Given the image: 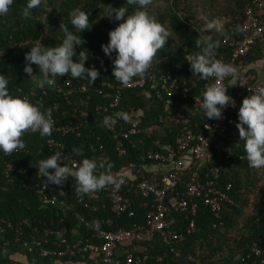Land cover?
<instances>
[{
    "label": "trees",
    "instance_id": "obj_1",
    "mask_svg": "<svg viewBox=\"0 0 264 264\" xmlns=\"http://www.w3.org/2000/svg\"><path fill=\"white\" fill-rule=\"evenodd\" d=\"M250 0H225L222 9L208 13L207 11L217 5L215 0H153L148 11L170 32V38L166 46L159 50L154 59V70L162 71L167 67L179 78L184 85L192 86L193 93H200L206 89L208 80H200L193 76L190 63L187 59L198 49L195 45L196 38L204 33L212 40L217 41L215 57H224L229 60L232 56L233 48L226 43L225 37L229 33V28L233 22L239 19L244 13L245 6ZM112 7H125L129 13L134 10V6L127 3V0H42L41 4L32 10L30 17L25 18L22 10L26 6V0H14L7 14L0 16V73L10 77L9 90L14 96H27L28 100L41 106V110L52 109L54 115L62 121L79 113L84 119V126L81 133H69L66 135L57 134L52 131L51 135L41 137L38 132H26L22 139L25 142L23 150L3 155L5 159H14L19 162L20 168L29 171L28 177L22 180V173H18L12 180H7L2 170H0V219L6 221L9 231L14 229L23 218L33 217V214L45 212L46 208H41L33 180L36 176L35 165L39 159L54 154L48 145V138L56 136L66 143V151L77 157L91 158L104 161L105 164L113 165L111 173L125 171L129 164L137 162L142 168L141 155L149 149H164L166 144H174L181 125L173 122L169 117V108L174 107L181 113H187L193 122L203 121L206 116H202V111L193 113L194 102L191 98L169 97L159 98L156 91L149 85L146 87H136L126 89L123 92L121 102L122 110L125 113L132 109L140 110L142 121L137 133H131L126 140L127 153L120 155L115 149V138L113 133L101 124V116L95 110L98 103L107 102L109 99L104 94L99 93L95 88L88 92L78 91L69 93L66 86L65 76L58 77L65 91H60L55 85H46L47 95L43 94L41 87L35 86L24 73V57L30 47L41 41L45 46H58L63 39V32L59 30L60 24H67L69 29L75 32L70 23L69 13L75 8H81L89 12L91 27L81 33L83 44L76 48L77 54L84 49L88 52L89 58L85 62L86 67L95 66L100 75L98 79L114 81L112 74V59L102 62L98 57V49L108 42V32L114 29L120 21L110 19L106 11ZM164 5V6H163ZM222 19V32L215 29L204 32L207 22L213 19ZM168 57V60L160 62L161 57ZM264 39L256 41L247 54L240 57L246 67L239 68L238 71L250 69L254 72L264 70ZM34 74H38V68L32 65ZM73 79V78H72ZM76 79H73L77 82ZM105 92H112V88L104 85ZM173 101V103L171 102ZM59 103L58 110L55 104ZM237 118V114H236ZM238 122V119H237ZM236 122V123H237ZM119 126L128 128L129 121L119 119ZM237 131V132H234ZM230 143L233 145L232 152L219 151L214 146L211 147V155L204 162L203 174L211 166H219L221 169L220 187H226L229 183L232 188L228 193L232 202H226L222 210V217L219 219L213 211L200 198L197 213L193 215L196 226L194 231L188 235L182 243V253L175 255L167 247L166 234H157L155 240L146 245V250L151 255V264H246L243 256L251 251L253 243L264 234V168L253 169L248 166L244 151V141L240 140L239 131L236 124L228 130ZM160 140V142H157ZM80 149L81 154H77L73 149ZM3 163H0L2 167ZM51 171V169H50ZM99 171H103L102 169ZM136 174V172H135ZM188 177L179 185L178 189H185V182ZM64 184L69 186V190L76 191V185H71L69 180ZM176 192V190H175ZM174 194V193H171ZM131 195V194H130ZM255 196V197H254ZM135 205L134 214L117 215L111 210V203L105 197L106 206H100V212L106 217H111L115 221L114 226L129 227L136 223H141L145 218L146 208L140 206L141 196L132 193ZM73 202L71 215L76 210H84L82 206ZM254 205V209L249 208ZM249 208V209H248ZM96 212L97 214L99 213ZM85 212V211H83ZM99 215V214H98ZM171 215L177 219L176 227L183 229L186 224V212L171 211ZM189 221V220H188ZM72 226L74 223H71ZM75 226V225H74ZM16 248L8 247L6 250L0 248L6 259H11V254ZM239 255L240 259L235 257ZM251 264H264V254L258 257Z\"/></svg>",
    "mask_w": 264,
    "mask_h": 264
},
{
    "label": "built area",
    "instance_id": "obj_2",
    "mask_svg": "<svg viewBox=\"0 0 264 264\" xmlns=\"http://www.w3.org/2000/svg\"><path fill=\"white\" fill-rule=\"evenodd\" d=\"M229 30L225 41L233 48L232 56L229 60L224 57L220 60L238 69L246 67L240 62V57L247 54L256 41L264 39V0H250L243 15L231 24ZM98 57L102 62L109 59L102 50H98ZM114 58L115 53L111 59ZM166 60L168 57L160 58V62ZM148 73L143 78H133L128 86H121L119 81L114 79L104 80L101 87L102 81L98 77L92 84L83 79H77L75 82L67 74L62 75L66 77L69 93L75 91L85 93L98 86L95 90L109 98L107 102L98 103L95 110L102 118V125L104 116H111L115 121L105 128L113 133L115 149L120 155L127 153L126 140L131 133L139 131L142 121L141 111L134 108L127 112L130 126L127 129L119 126L120 116L125 114L121 106L124 89L149 85L161 99L169 97L171 100L178 96L191 98L194 102L193 113L201 112L200 102L205 89L200 93H193L192 86L182 84L169 68L163 67L162 71H155L154 59ZM229 81L230 78H225L224 84L229 87L227 94L233 98L235 107L229 105L224 108L219 119L205 118L203 121L193 122L187 113L170 107L168 117L181 125L175 143L166 144L164 149L146 150L141 155L143 161L141 169L140 164L132 161L125 171L112 173L114 177L123 181L118 190L108 185L89 194H78L77 191L70 193L67 184L62 186L49 184L46 187L36 170L33 186L40 207L47 210L40 214L34 213L33 217L23 218L11 232H8L6 221L0 219V248L4 250L8 247L16 248L9 260L0 251V264H151V255L143 250H146V245L153 242L159 233L167 235L169 251L180 255L182 243L196 226L193 215L197 213L198 200L201 198L219 219L222 217L224 204L232 202L228 193L232 184L229 183L226 187L219 186L220 167L211 166L204 174L202 168L211 155L212 146L219 151H233L228 130L237 122L236 114L242 100L248 95L255 94L260 87H264V70L254 72L246 68L239 71L236 85H231ZM213 82L214 78H210L208 85ZM54 85L60 91H65V85L59 81ZM104 85L113 91L105 92ZM41 91L47 94V86L41 87ZM58 108L59 103H56L55 110ZM54 114L55 112L52 113L54 121L52 131L63 135L70 132L81 133L84 126L81 114L74 113L64 121ZM47 141L53 153L61 152L66 161H80L66 151L63 139L52 135ZM1 159L2 153L0 163L3 165L0 166V170L8 181L15 177L18 170L23 175V181L28 177L29 171L20 168L19 162L14 159H5L1 162ZM156 163L168 165L169 168L164 172L149 169V164ZM185 176L188 179L185 182V189L181 191L178 187ZM68 180L71 185H75V178L70 176ZM134 191L136 196L142 197L140 206L146 208L144 221L129 227L123 225L115 227L113 218L106 217L99 211L100 206L105 207L106 203L110 202L114 213L131 216L135 211L132 198ZM105 197L109 201L106 202ZM72 201L82 206L85 212L76 210L74 215H71ZM172 210L186 212L187 222L182 230L176 227L178 222L176 217L171 215ZM98 211L99 215L96 213ZM263 254L264 234L253 243L251 251L243 256V260L246 264H251L250 259L253 258L255 262Z\"/></svg>",
    "mask_w": 264,
    "mask_h": 264
},
{
    "label": "clouds",
    "instance_id": "obj_3",
    "mask_svg": "<svg viewBox=\"0 0 264 264\" xmlns=\"http://www.w3.org/2000/svg\"><path fill=\"white\" fill-rule=\"evenodd\" d=\"M41 2L42 0H26V6L22 10L23 17H30L32 10ZM152 2L153 0H127V3L134 6L131 13L125 7L109 5L103 15L120 21L108 32V42L98 50H102L110 59L115 53L112 74L121 86H128L135 77L147 76L153 58L169 41L170 32L148 11ZM13 3L14 0H0V16L7 14ZM69 16L75 32L62 22L59 30L64 35L58 46H45L39 40L25 53L23 71L27 74V79L37 87L54 85L56 79L64 74L73 79L88 80L92 84L100 75L95 66H85L89 58L86 50L81 49L79 54L76 52V48L84 42L81 33L91 27L89 12L75 8ZM213 29L222 32L220 19L207 22L204 32ZM195 45L198 51L187 59L193 76L203 81L214 78V82L203 92L200 102L202 116L219 119L224 108L229 105L235 107L233 98L227 94L229 87L224 84V80L230 78L231 85H236L239 71L236 66L215 57L218 43L209 35L201 33L196 38ZM33 64L37 66L38 74H34ZM9 83L10 77L0 73V153L5 155L25 148L22 137L26 132H38L41 137H46L51 135L54 126L51 108L41 110V106L32 103L27 97L12 95ZM122 119L129 121L130 117L125 113ZM237 119L236 128L240 140L244 141L248 166L253 169L264 168V87L242 100ZM102 123L108 126L115 121L111 116H104ZM73 151L81 154L80 149L74 148ZM35 167L46 187L49 184L62 186L70 176L75 178L78 194L97 192L108 185L118 190L123 182L111 173V163L105 164L104 161L98 162L86 157L79 162L66 161L59 151L39 159ZM101 169L103 171H99ZM235 259L239 260V255Z\"/></svg>",
    "mask_w": 264,
    "mask_h": 264
},
{
    "label": "rangeland",
    "instance_id": "obj_4",
    "mask_svg": "<svg viewBox=\"0 0 264 264\" xmlns=\"http://www.w3.org/2000/svg\"><path fill=\"white\" fill-rule=\"evenodd\" d=\"M215 1H217V5L214 6L213 8L211 7V8L207 11L208 13H210V12H214V11H219L220 9H222V6H223L225 0H215ZM163 6H164V5H163ZM218 8H220V9L218 10ZM220 20H222V19H220ZM260 61H264V57L260 58ZM261 187L264 188V183L261 185ZM254 197H255V196H254ZM253 207H254V205H251L249 208H253ZM249 208H248V209H249ZM255 208H256V207H254V209H253L252 211L250 210V212H253V211L255 210Z\"/></svg>",
    "mask_w": 264,
    "mask_h": 264
},
{
    "label": "crops",
    "instance_id": "obj_5",
    "mask_svg": "<svg viewBox=\"0 0 264 264\" xmlns=\"http://www.w3.org/2000/svg\"><path fill=\"white\" fill-rule=\"evenodd\" d=\"M235 132H237V131H235ZM148 167H149V169L159 171V172H164L169 168L168 165L161 164V163L149 164Z\"/></svg>",
    "mask_w": 264,
    "mask_h": 264
}]
</instances>
